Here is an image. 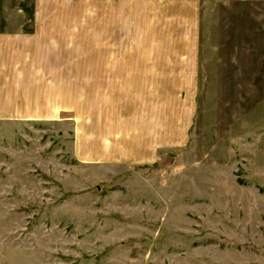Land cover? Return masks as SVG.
I'll return each instance as SVG.
<instances>
[{
	"label": "rangeland",
	"instance_id": "374dc122",
	"mask_svg": "<svg viewBox=\"0 0 264 264\" xmlns=\"http://www.w3.org/2000/svg\"><path fill=\"white\" fill-rule=\"evenodd\" d=\"M200 1L186 77L161 0H0V264H264V0Z\"/></svg>",
	"mask_w": 264,
	"mask_h": 264
},
{
	"label": "crops",
	"instance_id": "0c3cea01",
	"mask_svg": "<svg viewBox=\"0 0 264 264\" xmlns=\"http://www.w3.org/2000/svg\"><path fill=\"white\" fill-rule=\"evenodd\" d=\"M152 0H147V3ZM154 1V0H153ZM164 4L161 10H156L153 6L152 12L160 11L164 14L163 21L160 26L162 35L158 36L159 41L153 40L150 44H161L164 46H173V49L164 47L162 52H168L169 56L166 61V67L170 68V61L179 62V75L196 77L198 74V44L200 38V0H161ZM138 2V1H136ZM154 3V2H153ZM151 6V5H150ZM149 8V7H148ZM148 11V10H147ZM166 15V16H165ZM117 26V23H115ZM118 27V26H117ZM155 28V24L147 27ZM134 29L129 23L125 27V33L128 36H134ZM138 29V28H137ZM134 34H137L136 31ZM128 38L123 39L121 44H134L132 41L128 43ZM141 43V42H136ZM166 49V50H165ZM172 51V52H171ZM171 55V57H170ZM121 61V66L126 63L131 64V59L114 58V63L118 66ZM137 61V60H136ZM135 61V62H136Z\"/></svg>",
	"mask_w": 264,
	"mask_h": 264
}]
</instances>
